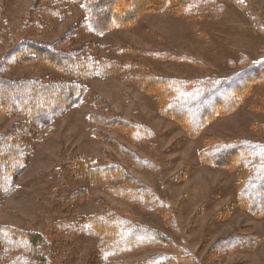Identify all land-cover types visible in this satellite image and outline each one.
<instances>
[{
  "label": "rangeland",
  "instance_id": "rangeland-1",
  "mask_svg": "<svg viewBox=\"0 0 264 264\" xmlns=\"http://www.w3.org/2000/svg\"><path fill=\"white\" fill-rule=\"evenodd\" d=\"M111 4L97 12L109 13L111 21L134 5L144 9L126 27L97 34L88 30L80 1L0 0V80L72 82L85 89L78 107L68 106L44 129L23 114L0 111V137H17L25 125L33 133L18 137L32 147L14 192L0 197V247L8 234L38 235L48 246L36 256L40 264L42 258L45 264H143L158 256L172 264H264V212L241 199L250 167L243 171L231 161L215 165L205 159L207 150L264 144V69L257 67L264 59V0ZM24 42L117 67L107 76H68L52 63L17 62L13 53ZM245 71L252 72L241 86H229ZM145 77L160 83L206 80L224 93L213 91L216 98L193 103L198 109L180 108L175 118L165 113L159 93L143 85ZM66 96L62 105L73 100ZM30 97L22 104L33 101V92ZM15 102L10 98L3 106ZM218 109L224 113L213 115ZM138 127L144 139H134ZM101 168L112 171L102 176L96 171ZM140 188L158 208V200L165 202V210L131 200L126 191ZM261 192L257 212L264 208ZM105 220L145 226L163 243L132 245L107 258L99 233L114 226Z\"/></svg>",
  "mask_w": 264,
  "mask_h": 264
},
{
  "label": "trees",
  "instance_id": "trees-1",
  "mask_svg": "<svg viewBox=\"0 0 264 264\" xmlns=\"http://www.w3.org/2000/svg\"><path fill=\"white\" fill-rule=\"evenodd\" d=\"M71 1H80L83 3L88 14V30L97 34H105L110 29L112 31V28L120 26L126 27L131 20L136 18V13H140L141 10L144 9L142 6H138L137 8V6L134 5L132 11L124 18L113 19L112 17L113 20L111 21L109 13L102 12L98 14L97 12H99L102 8H107V6L110 7V5H112L111 3L118 6L120 1V4L125 5L128 0ZM13 57H17V62H24L25 64L32 61L42 62L47 65L52 63V65L59 66L61 72L65 75L76 76L80 79L85 77L90 78L92 76H107L114 73V70L117 67L112 65L113 62L111 61L106 64H104V62L99 63L96 59L92 60L89 55L81 54V56L77 57L73 51L63 53L59 51L57 47L40 46L30 42H24L22 46H20L13 53ZM81 60L83 62L80 64ZM257 67L261 70L262 68L264 69V59L259 62ZM259 69H257V71H259ZM257 71L253 74H256ZM251 72L252 71H245L238 74L234 76L231 81H227V83H229V86L233 85L232 88H237L241 86V83H243V77H245L244 79H247ZM145 78L142 79L143 85L148 88V91H156L159 93L160 99L166 104L165 113L175 118L177 117L176 113L180 108L187 110L192 108L198 109L199 107L197 106L206 100H209L213 94L214 98H216V91L217 93H224L223 88L218 87L220 84L210 85L209 81L206 80L199 82L166 81L160 83L151 77ZM82 90L85 89L72 82H8L0 80V111H7L20 115L23 114L25 118L28 119V122L33 123L40 129H44L49 127L57 117L62 115L68 106L78 107L81 104L83 99V97H81L83 93ZM66 91L68 93L66 98L71 96L73 97V100L62 105V98L65 100V97H62V95ZM68 91H73L75 94L73 95ZM32 92L34 94L33 101L28 102L27 104H22L23 101L32 98L30 97ZM10 98L13 99V101H16L15 104H12L9 107L3 106V103L10 100ZM193 99L194 101H192V104L189 103V105L188 102ZM218 100L216 102H218ZM197 101H199L198 105L193 104ZM221 109L216 110L213 115L222 114L223 111H221ZM200 123H203V121L201 120ZM25 126L26 127H24L23 130L20 129V131L16 133L17 137L12 135L0 137V177L4 175L2 178L4 180L0 179V197H6L10 195L12 191L14 192L16 179L26 167L27 152H29V149H31L32 146H30L28 139L25 138V140L21 141L22 139L18 137H28L29 133L30 136H32L33 133L31 131L32 127H28L27 125ZM200 126H198V128ZM143 130L144 128L142 127H138V129L134 130L133 136L135 140L137 138L144 139L146 137L144 132L145 130ZM23 146L24 149H22ZM1 147L5 150H1ZM227 149H232V152L226 154ZM213 150L214 149H212V151L207 150L205 152L206 161H210L215 165L226 163L228 165L231 161L232 164L240 167L243 171V168H247V166L250 167L252 175L243 174L244 178L242 179L241 187L242 203L248 208L254 210L256 213H263L264 208L261 209L260 212H257L256 205L261 204L263 200L261 190H264V144L242 142L240 144H236L235 146L232 144L230 146L220 147L217 151ZM223 151L224 153H222ZM240 152L244 154L241 159H238V154ZM236 153L237 156L235 159H231V155H235ZM4 163H7L9 166L5 167ZM96 171H99L102 176H108L109 172L112 170L110 168H101ZM254 178L257 182H255V184L253 182ZM126 193L132 196V198H130L131 200L147 206L152 210H165V207H167L165 202L158 200V208L156 204L157 201L147 196V191L143 188L138 190L129 189ZM157 212L160 213L159 210H157ZM104 223L109 225L112 224L111 226H114V228L110 227L108 229H103L104 227H107V225L102 224L101 226L103 230H100V232L105 233V236L99 233V236L103 239L104 244H107V247L104 246L103 248V255L107 258V255L110 257L127 253L131 250V248H133L131 247L132 245H140L143 247L163 243V239L160 238L158 233L156 234L155 231H152L145 226H134L133 224L132 226L119 220H105ZM79 228L83 229L84 224L80 222ZM6 236H8V239L3 238L5 248L0 247V264H40L39 259H37L36 256H38V252H40V250L43 251L48 248L44 239H41L38 235H31L25 239L17 236L16 234L11 236L8 234ZM42 261L45 264L43 258ZM111 263L114 264L113 262ZM172 263L173 262L169 257L158 256L143 264ZM100 264L107 263L102 261Z\"/></svg>",
  "mask_w": 264,
  "mask_h": 264
}]
</instances>
